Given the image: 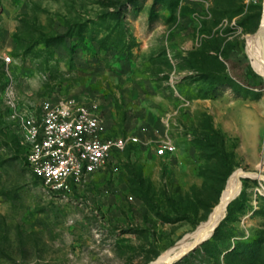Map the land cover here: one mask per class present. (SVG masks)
I'll return each instance as SVG.
<instances>
[{
    "label": "rangeland",
    "instance_id": "rangeland-1",
    "mask_svg": "<svg viewBox=\"0 0 264 264\" xmlns=\"http://www.w3.org/2000/svg\"><path fill=\"white\" fill-rule=\"evenodd\" d=\"M264 0H0V264H150L264 173ZM12 55L6 62L5 56ZM74 96L141 143L70 190L28 167L22 116ZM172 143L158 155L155 148ZM171 264H264V179Z\"/></svg>",
    "mask_w": 264,
    "mask_h": 264
},
{
    "label": "built area",
    "instance_id": "built-area-1",
    "mask_svg": "<svg viewBox=\"0 0 264 264\" xmlns=\"http://www.w3.org/2000/svg\"><path fill=\"white\" fill-rule=\"evenodd\" d=\"M5 61H12L6 55ZM17 134L26 148L30 170L55 191L72 189L104 170L119 152L141 143L137 133L108 134V125L90 105L74 96L45 100L39 109L22 116ZM174 149L164 142L158 155Z\"/></svg>",
    "mask_w": 264,
    "mask_h": 264
},
{
    "label": "bare ground",
    "instance_id": "bare-ground-1",
    "mask_svg": "<svg viewBox=\"0 0 264 264\" xmlns=\"http://www.w3.org/2000/svg\"><path fill=\"white\" fill-rule=\"evenodd\" d=\"M246 52L255 71L264 78V9L262 22L259 29L248 35L246 42ZM244 177H259L264 179V173L258 174L255 171H248L238 168L231 173L228 182L221 194L219 202L214 207L208 221L200 224L188 240L182 241L178 246L164 251L156 260L150 264H169L176 256L184 252L194 240L210 235L219 220L226 213V209L231 199L237 196L242 188Z\"/></svg>",
    "mask_w": 264,
    "mask_h": 264
},
{
    "label": "water",
    "instance_id": "water-1",
    "mask_svg": "<svg viewBox=\"0 0 264 264\" xmlns=\"http://www.w3.org/2000/svg\"><path fill=\"white\" fill-rule=\"evenodd\" d=\"M256 173H258V174H260V172H256ZM236 197V196H235ZM234 197V198H235ZM233 198V199H234ZM233 199H231V201L233 200ZM231 201L229 202V204L231 203ZM227 212V211H226ZM225 215H226V213L223 215V217L219 220V222L217 223V225H216V227L214 228V230H213V232L210 234V235H208V236H205V237H203V238H201V239H198V240H194L193 241V243L184 251V252H182L181 254H179L178 256H176L169 264H171L173 261H175V260H178V259H180V258H182L183 256H185L189 251H191V250H193L195 247H197L200 243H202V242H204L205 240H207L209 237H211L213 234H214V232H215V230H216V228L219 226V224H220V222H221V220L225 217ZM209 220V219H208ZM208 220H206V221H208ZM195 232V230L193 231V232H191V233H189V234H187L183 239H181V241H179L178 243H176L173 247H171V248H174V247H176V246H178L180 243H182V241H185V240H188L189 238H190V236H191V234H193Z\"/></svg>",
    "mask_w": 264,
    "mask_h": 264
}]
</instances>
